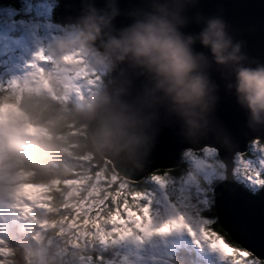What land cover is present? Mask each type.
Masks as SVG:
<instances>
[{
	"label": "clouds",
	"instance_id": "obj_1",
	"mask_svg": "<svg viewBox=\"0 0 264 264\" xmlns=\"http://www.w3.org/2000/svg\"><path fill=\"white\" fill-rule=\"evenodd\" d=\"M195 3L148 0L146 7L132 11L131 24L117 30L112 27L119 13L115 0L104 9L86 2L83 14L65 23L45 49L49 62H38L35 70L14 78L15 86L0 90V152L6 166L13 171L34 170L38 179L48 180L56 174L53 163L66 155L94 156L114 164L121 157L146 156L164 109L182 122L193 143L217 133L219 146L205 148L217 156L218 179H230V165L220 148L240 153L215 119L219 85L212 70L220 71L227 89L234 90L249 113L250 126L264 127V62L248 55L244 42L234 37L221 15H198L202 30L183 31L191 19L187 10ZM197 42L211 55L197 51ZM124 62L147 78L133 100L125 99L127 89L118 87L113 75ZM86 71L100 79L91 89L76 92L72 84ZM249 142L264 145V138L256 136ZM191 151L184 152L185 160ZM217 243L231 254L232 249ZM9 248L8 264H79L77 258L89 252L83 245L67 249L63 241L45 236ZM215 264L222 262L217 259Z\"/></svg>",
	"mask_w": 264,
	"mask_h": 264
},
{
	"label": "snow or ice",
	"instance_id": "obj_2",
	"mask_svg": "<svg viewBox=\"0 0 264 264\" xmlns=\"http://www.w3.org/2000/svg\"><path fill=\"white\" fill-rule=\"evenodd\" d=\"M40 61L49 62L43 47L35 53L31 68L35 70ZM99 79L97 73L86 71L75 78L72 88L76 92L87 91ZM16 84L13 78L6 84L0 83V90ZM257 137L264 138V134ZM239 153L229 152L224 156L230 165L231 178L249 193L264 196V145L249 142L248 148ZM186 155L191 161L188 179L197 185V206L189 214L173 204L167 218L160 222L155 219L154 194L149 181L165 186L170 172L158 170L143 180H134L116 164L94 156L66 155L53 163L56 174L41 180L34 170L8 168L0 152V196L10 198L25 217L41 224L42 231L35 238L46 237L44 230H49L62 239L67 249L81 245L88 249V254L77 258L79 264H102V258L93 253L96 241L129 237L144 240L176 231L189 233L198 245L215 253L222 264H264V212L257 223L230 205L221 208L216 188L229 179H218L215 152L202 148ZM65 167L71 170L61 174ZM36 210L42 213L39 220L34 215ZM221 223L224 231L218 232L216 226ZM217 242L232 249L231 254ZM3 243L0 241V245ZM10 255L9 247L0 246V264H8Z\"/></svg>",
	"mask_w": 264,
	"mask_h": 264
},
{
	"label": "water",
	"instance_id": "obj_3",
	"mask_svg": "<svg viewBox=\"0 0 264 264\" xmlns=\"http://www.w3.org/2000/svg\"><path fill=\"white\" fill-rule=\"evenodd\" d=\"M9 1L22 0H0V2ZM86 2L104 9L109 0H60V21L67 23L81 16ZM115 4L119 13L113 19L112 27L118 30L131 24L134 19L131 15L132 11L146 7L148 0H115ZM187 15L191 19L183 29L186 33H199L202 30L204 25L197 21L198 15L223 16L231 26L234 37L244 42V50L248 55L264 62V0H196L195 5L188 8ZM194 47L197 51L211 55L210 49L199 42ZM113 75L116 77L117 86L127 89L125 99L128 100L135 99L147 83L146 76L127 62L120 64ZM212 78L219 85V102L215 110V119L223 132L230 135L239 150L243 151L253 137L264 134V127L250 126L249 113L238 103L234 90L227 89L226 80L220 71L214 68ZM206 145L219 146L216 132L200 139L198 143H193L186 137L182 122L161 109L155 141L150 152L146 156L134 159L121 157L115 163L118 169L129 178L141 180L155 169H172L179 166L181 153L184 150H199ZM228 154L227 149L220 148L221 156ZM216 194L221 208L230 205L237 212L248 214L259 223L261 213L264 212V196L249 193L243 185L232 178L220 182L217 185ZM220 226L223 228L222 223Z\"/></svg>",
	"mask_w": 264,
	"mask_h": 264
},
{
	"label": "rangeland",
	"instance_id": "obj_4",
	"mask_svg": "<svg viewBox=\"0 0 264 264\" xmlns=\"http://www.w3.org/2000/svg\"><path fill=\"white\" fill-rule=\"evenodd\" d=\"M8 3L9 5L0 8V80L3 76L7 77V81L0 83L4 84L29 71L31 62L35 59V53L42 47L47 49L62 29L54 17L55 0H22L9 1ZM186 161L190 170L191 161ZM172 182L173 180L168 177V183L165 186H161L155 181L149 185L150 191L154 194L153 207L157 222L167 218L171 206L175 203L167 192V186ZM175 191L180 196L183 193H188L195 197L192 199L189 196L191 202L189 206H197V185L190 181L188 176L178 181V184L172 188V192ZM176 203L180 205L182 202L178 200ZM38 211L34 212L36 217ZM191 213L189 211V214ZM35 222L36 220L25 217L10 198L0 196V241L4 242L0 246H7L9 239L14 240L13 235H9V228L12 225L20 223L25 230L31 232L28 223L33 224ZM18 228H20L19 225ZM22 231L23 229L17 230V233ZM123 240L127 247L125 250L120 243L109 244L104 242V247L103 244H97L93 248V253L94 255L96 253L95 256L98 258L100 254L102 264H172L170 257L176 252L178 244H183L179 246L178 250L186 249L187 251H190L186 246L187 243L195 248L197 245L194 238L186 231H176L167 236L154 235L144 240H137L134 237ZM106 246L110 247L114 257L103 259L104 251L102 250H106ZM197 250L199 257L204 258L206 262L200 261L196 264H215L217 258L208 263L209 256L198 248ZM205 251L209 255L215 254L210 249Z\"/></svg>",
	"mask_w": 264,
	"mask_h": 264
},
{
	"label": "trees",
	"instance_id": "obj_5",
	"mask_svg": "<svg viewBox=\"0 0 264 264\" xmlns=\"http://www.w3.org/2000/svg\"><path fill=\"white\" fill-rule=\"evenodd\" d=\"M59 3H60V0H55L56 10H55V13H54V17H55V20L57 21V23L60 26H63L65 23L60 21V18H59ZM4 5H9V3L8 2H0V8L3 7ZM5 81H7V77H5V76L1 77L0 82H5ZM248 146H249V142L247 143V146H246L245 149H247ZM203 148H205V147H203ZM185 151L186 150H184L181 153V163H180V165L177 166V167L172 168V170H174V171L170 172V174H169V178L172 179L173 182L167 186V192H168L170 198L172 199V201L175 202L174 203L175 205H177L179 207H182V208L186 209L187 211L193 212L196 207H190L189 206V204H191V202L189 201V196L190 195L188 193H183L180 196V195H178L177 191L172 192V188L175 185L178 184V181L183 179V178H186L188 176V172H189L188 163L185 160L184 155H183ZM194 151H198V150H194ZM157 170L164 171V170H169V169H164V168L155 169L153 172H156ZM153 172H151V173H153ZM151 173L147 174L141 180L149 177L151 175ZM152 183H153V181H149V185L152 184ZM189 190L191 191L192 194H194V192L190 188H189ZM190 197L192 199H195V197H193L192 195ZM178 200H180L182 202L180 205H178L176 203ZM41 215H42V213L40 211H38L37 220H39ZM15 223H17V222H15ZM18 225H19L20 228H18ZM28 226L30 227V231L31 232H28L27 230H25L23 228V225L20 224V223L12 225L9 228V231H10L9 235H13L14 240L9 239V242H7V247H20L23 244H28V243L34 242L35 239H36L35 238L36 237V233L42 231L41 230V224L36 221L33 224L28 223ZM21 229H23V231L21 233H17V230H21ZM216 230L218 232H223L224 231L223 228L220 226V224H218L216 226ZM44 231L46 232V237H48L52 241H54V242L55 241H62V239L60 237L56 236L51 231H49V230H44ZM178 242H180V241H178ZM106 243H109V244L120 243V245L123 247V250L127 249V247L124 244L125 242H124L123 239L116 238L114 241H108ZM97 244H103V247H104V242L96 241L94 243V245H93V248H95L97 246ZM181 245H183V244H178L176 246V248H177L176 252L173 254V256L170 257V261H171L172 264H196V263H198L200 261L201 262H206L204 258L199 257V252H198L197 248L200 251L205 252L209 256L208 263L210 262V260H216V258H217L215 254L209 255L205 251V250H208V248H206V247L203 248V247H201L198 244L196 245V248H195V247L190 246L189 243H187L186 246L189 248L190 251H187L186 249H179L178 250L179 246H181ZM109 248H110L109 246H106V250H104V249L102 250V251H104L103 252L104 258L103 259L114 257V255L112 254V251ZM95 255H96V253H95ZM99 258H101L100 254H99Z\"/></svg>",
	"mask_w": 264,
	"mask_h": 264
}]
</instances>
